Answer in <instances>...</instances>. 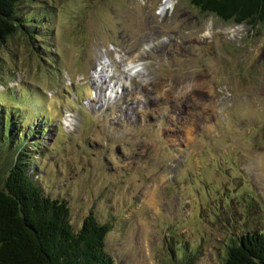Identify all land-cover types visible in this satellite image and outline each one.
I'll use <instances>...</instances> for the list:
<instances>
[{"label":"rangeland","instance_id":"374dc122","mask_svg":"<svg viewBox=\"0 0 264 264\" xmlns=\"http://www.w3.org/2000/svg\"><path fill=\"white\" fill-rule=\"evenodd\" d=\"M164 1L24 6L47 8L49 29L0 45V108L18 99L20 131L46 130L36 177L77 229L90 214L112 226L116 264H178L186 246L223 264L232 236L264 225V24Z\"/></svg>","mask_w":264,"mask_h":264},{"label":"trees","instance_id":"16d2710c","mask_svg":"<svg viewBox=\"0 0 264 264\" xmlns=\"http://www.w3.org/2000/svg\"><path fill=\"white\" fill-rule=\"evenodd\" d=\"M32 1L0 0V45L18 33L36 39L49 29L47 8L39 5L35 13L25 11ZM190 2L226 22L264 24V0ZM14 100L13 111L0 108V156H5L0 173V264H116L107 249L112 226L90 214L77 229L68 202L48 194L36 177L32 154L39 150V142L32 138L36 131L46 130L31 128L26 134L25 127L20 131L21 122L13 115L23 121L28 113L22 111L23 102ZM225 247L223 264H264V225L232 236ZM197 248L184 247L174 261L194 264L202 252Z\"/></svg>","mask_w":264,"mask_h":264},{"label":"bare ground","instance_id":"6f19581e","mask_svg":"<svg viewBox=\"0 0 264 264\" xmlns=\"http://www.w3.org/2000/svg\"><path fill=\"white\" fill-rule=\"evenodd\" d=\"M174 0H166L164 1L162 7H163V10H166L168 7L172 6L174 4ZM115 67H117V65L114 64ZM118 71H115L112 75H99V78H98V81L99 83L97 84V90L99 91L100 93V98L102 99L106 90L109 89L107 83L110 82H114V80H117V77H118V74L116 73H125V70H119L117 69ZM104 71V70H103ZM113 91V90H112ZM115 91V90H114Z\"/></svg>","mask_w":264,"mask_h":264}]
</instances>
